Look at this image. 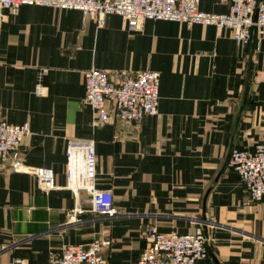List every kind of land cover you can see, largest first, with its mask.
I'll return each instance as SVG.
<instances>
[{"label": "crops", "instance_id": "crops-1", "mask_svg": "<svg viewBox=\"0 0 264 264\" xmlns=\"http://www.w3.org/2000/svg\"><path fill=\"white\" fill-rule=\"evenodd\" d=\"M226 13L223 0H200ZM161 74L158 114L94 125L84 72ZM41 89V92H38ZM0 119L28 122L18 160L51 168L57 189L34 174L0 170V264H48L64 245L107 240L109 264L137 261L147 226L190 233L208 253L198 264H264V202H251L229 165L232 149L264 140V39L239 45L229 29L122 16L104 26L80 10L0 8ZM94 140L95 186L112 189L116 214L97 216L90 192L68 188L70 140Z\"/></svg>", "mask_w": 264, "mask_h": 264}, {"label": "built area", "instance_id": "built-area-1", "mask_svg": "<svg viewBox=\"0 0 264 264\" xmlns=\"http://www.w3.org/2000/svg\"><path fill=\"white\" fill-rule=\"evenodd\" d=\"M228 12H206L200 0H0V8L17 13L21 6H46L80 10L104 26L106 16L116 14L126 21L127 29L136 31L145 20H168L187 25L227 28L239 45L260 43L264 39V0H223ZM161 74L153 70H118L107 72L92 68L84 72V102L93 112L94 125L137 122L158 114ZM41 92V89H38ZM28 122L12 124L0 119V170L11 160L16 171L35 175L40 190L57 189L51 168L25 165L18 160L19 148L29 134ZM68 188L90 192L91 210L97 216L116 214L112 189L95 186L96 154L94 140H70L68 145ZM229 165L245 184L251 202H264V140L249 149H232ZM147 246L137 261L128 264H198L208 253V238L201 226L193 232L164 233L146 227ZM105 243L64 245L53 253L48 264H109ZM7 264H23L13 259Z\"/></svg>", "mask_w": 264, "mask_h": 264}, {"label": "rangeland", "instance_id": "rangeland-1", "mask_svg": "<svg viewBox=\"0 0 264 264\" xmlns=\"http://www.w3.org/2000/svg\"><path fill=\"white\" fill-rule=\"evenodd\" d=\"M46 168V167H45ZM115 207V206H114ZM115 210L117 211V209H116V207H115ZM101 216H103V215H101ZM150 226H152V225H150ZM147 227H149V226H147ZM145 230H146V228H145ZM145 230H144V236H145ZM145 238H146V236H145ZM93 241H95V240H93ZM92 241V242H93ZM96 241H99L100 243L102 242V243H106L107 242V240H103V239H96ZM91 243V242H90ZM90 243H88V244H90ZM104 252H105V250H104ZM106 256V255H105Z\"/></svg>", "mask_w": 264, "mask_h": 264}, {"label": "bare ground", "instance_id": "bare-ground-1", "mask_svg": "<svg viewBox=\"0 0 264 264\" xmlns=\"http://www.w3.org/2000/svg\"><path fill=\"white\" fill-rule=\"evenodd\" d=\"M105 216H109V215H105Z\"/></svg>", "mask_w": 264, "mask_h": 264}]
</instances>
